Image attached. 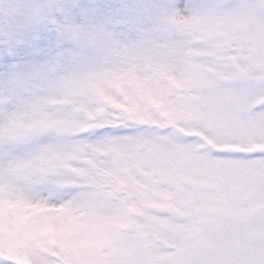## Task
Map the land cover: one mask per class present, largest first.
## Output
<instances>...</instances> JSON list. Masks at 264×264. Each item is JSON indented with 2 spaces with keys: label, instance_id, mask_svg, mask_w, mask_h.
<instances>
[{
  "label": "snow or ice",
  "instance_id": "6c2138e0",
  "mask_svg": "<svg viewBox=\"0 0 264 264\" xmlns=\"http://www.w3.org/2000/svg\"><path fill=\"white\" fill-rule=\"evenodd\" d=\"M0 264H264V0H0Z\"/></svg>",
  "mask_w": 264,
  "mask_h": 264
}]
</instances>
